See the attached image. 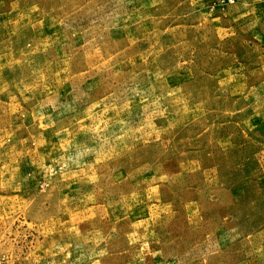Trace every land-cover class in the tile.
I'll use <instances>...</instances> for the list:
<instances>
[{"label":"rangeland","instance_id":"obj_1","mask_svg":"<svg viewBox=\"0 0 264 264\" xmlns=\"http://www.w3.org/2000/svg\"><path fill=\"white\" fill-rule=\"evenodd\" d=\"M0 257L264 264V0H0Z\"/></svg>","mask_w":264,"mask_h":264},{"label":"built area","instance_id":"obj_2","mask_svg":"<svg viewBox=\"0 0 264 264\" xmlns=\"http://www.w3.org/2000/svg\"><path fill=\"white\" fill-rule=\"evenodd\" d=\"M0 264H10L6 258L0 257Z\"/></svg>","mask_w":264,"mask_h":264}]
</instances>
